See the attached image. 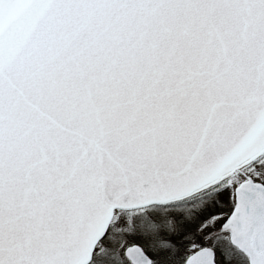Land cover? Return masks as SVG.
Returning <instances> with one entry per match:
<instances>
[{"label": "snow or ice", "instance_id": "6c2138e0", "mask_svg": "<svg viewBox=\"0 0 264 264\" xmlns=\"http://www.w3.org/2000/svg\"><path fill=\"white\" fill-rule=\"evenodd\" d=\"M0 264H264V0H0Z\"/></svg>", "mask_w": 264, "mask_h": 264}]
</instances>
